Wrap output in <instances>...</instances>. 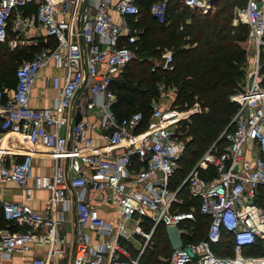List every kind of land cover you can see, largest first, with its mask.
I'll return each instance as SVG.
<instances>
[{"label": "built area", "instance_id": "obj_1", "mask_svg": "<svg viewBox=\"0 0 264 264\" xmlns=\"http://www.w3.org/2000/svg\"><path fill=\"white\" fill-rule=\"evenodd\" d=\"M84 1L0 0V45L6 42L8 30L18 36L36 22L45 36L55 41L52 48H43L20 63L12 90H0V132L22 134L30 146L43 150L53 161L48 174L33 175L36 150L22 154L20 161L6 163L0 149V183L12 184L23 195L20 202H0L2 218L18 228L0 230V261L13 254L24 259L31 246L39 243L47 246L46 254L29 264H60L66 256L67 240L59 232V217L53 213L57 206L72 204L74 243L68 264H143L141 256L156 226L175 225L187 238L186 223L196 222L194 209L179 210L182 187L190 198L198 200L197 213L209 221L202 239L182 241L163 264H254L263 259L264 210L257 199L258 190L264 188V77L260 61L264 0H246L232 14V26L247 28L249 51L241 90L231 97L238 107L229 123L232 128L220 135L226 146L221 151H216L215 143L207 148L174 189L170 180L186 144L179 122L201 113L202 108L198 103L183 111L152 105L144 127L140 112L117 118L112 111L117 98L111 84L134 58L141 32L128 28L126 19L140 16L141 0ZM172 2L201 15L212 13L215 7L214 0H154L149 5L150 16L164 23ZM29 4H34L36 11L25 16L22 8ZM112 12L120 22L113 19ZM49 62L63 71L61 76L47 78L58 92L56 103L32 108L31 89L39 70ZM158 67L172 69L170 53L162 56ZM170 91L175 93L176 87ZM94 108L101 110L98 139L88 135L92 126L86 119L76 118ZM63 127L68 135L59 132ZM209 168L214 174L202 177L201 171L206 173ZM34 190L48 192L47 214L27 204ZM86 190L93 192L94 203L86 199ZM101 204L114 206V224L100 217ZM145 216L151 222L147 233L140 226ZM131 219L134 226L127 233L125 222ZM92 233L100 238L93 240ZM131 234L145 239L142 245L131 242L134 256L120 244V240L130 242ZM223 234L231 238V255H217L213 250ZM247 248L256 252L246 254Z\"/></svg>", "mask_w": 264, "mask_h": 264}, {"label": "trees", "instance_id": "obj_2", "mask_svg": "<svg viewBox=\"0 0 264 264\" xmlns=\"http://www.w3.org/2000/svg\"><path fill=\"white\" fill-rule=\"evenodd\" d=\"M146 1L151 4L154 0ZM218 1L220 0H214L215 7ZM231 19V13H226L223 8L216 10L213 14L201 15L176 2L170 3L164 23H158L151 16L150 23L147 20L142 22L147 25L134 46V58L124 67L125 69L132 65L129 68L131 72L128 78L133 81V85L115 82V80L111 84V89L117 98L112 111L117 118L129 116L130 114L124 115L125 109L133 107L141 100L140 106L143 109L145 101L157 96L154 86L158 82L165 83L166 87H176L172 107L178 111L187 110L195 103L200 105L201 113L193 114L188 120L179 122V130L186 140L180 160L188 169L214 143L217 151H221L226 146V142L220 138V135L224 129L232 128L229 123L237 106L229 102L228 97L237 89V81L242 80L244 76V68L241 67L245 58L247 28L242 24L232 26ZM162 50L172 52V69L169 71L161 70L159 67L152 71L148 60L137 61L147 51L152 54L159 53L157 57H160ZM1 61L0 90L11 88L16 84V69H12L6 62L1 64ZM260 61L264 77V51L261 52ZM141 65H143L142 70ZM146 65L147 68H145ZM150 114L151 108L147 118L142 114V127L146 126ZM213 174L212 168H209L206 173L201 171V176L204 178L211 177ZM173 175L170 180L172 189L184 179L182 173ZM174 181L176 185H172ZM183 194L189 196L185 187L179 190V196L183 199L179 210L189 211L194 208L196 227L194 226L193 232L195 234L205 225L207 227L209 220L197 213L198 200L190 198L191 200L186 202ZM259 205L264 207V199ZM152 235L154 240H152L149 256L157 250H172L163 225L156 226ZM186 240L192 239L182 236V241L186 242ZM232 247L230 236L223 234L220 243L213 250L217 255H223L229 254ZM145 256L146 249L141 256L143 264H147Z\"/></svg>", "mask_w": 264, "mask_h": 264}, {"label": "crops", "instance_id": "obj_3", "mask_svg": "<svg viewBox=\"0 0 264 264\" xmlns=\"http://www.w3.org/2000/svg\"><path fill=\"white\" fill-rule=\"evenodd\" d=\"M112 3H114L116 0H110ZM86 3H91L90 0H85ZM36 6L34 4H29L22 8L23 13L25 16H28L30 14H34ZM113 19L116 22H120V17L115 13L112 12ZM38 32L34 36L33 32ZM28 33V37L34 36L33 39L35 42L39 43V45H42L43 48H52L55 45V41L52 38H47L45 36V33L43 30H41L40 26L36 22L35 25L28 29L26 31ZM8 35L11 37H14L15 35L11 33L8 30ZM41 40H40V39ZM46 43L45 45L42 44ZM49 42V44H48ZM51 43H53L51 45ZM2 45V44H1ZM63 73L62 70H58L54 68L51 62H49L45 67L39 70V73L35 79V82L33 84V87L31 89L30 93V100L29 104L32 108H46V107H52L56 103V98L58 96V92L50 86L47 78L50 76H61ZM16 83V78H15ZM15 87V85L11 88H5L8 90H12ZM100 117H101V110L99 108H94L91 111H87L84 116L77 115V119L83 118L86 119L92 128L88 130V135L93 137L94 139L99 138V133L101 132V129L99 127L100 125ZM61 134L68 135V129L66 127H63L59 131ZM22 134L13 132L11 130H6L3 132H0V149L4 151L3 159H5L6 163L9 160L15 159L16 161H20L22 159V154H24L27 151H34L33 156V165L31 173L33 175H46L51 171L53 161L51 158L43 154V150H38V148H34L30 146L21 136ZM38 150V151H37ZM120 149H117L116 152H120ZM115 152V151H114ZM14 154V155H12ZM264 188H260L258 190V199L260 198L261 194L260 192H263ZM74 192V190H73ZM69 194H72V191L69 190ZM93 192L91 190H86L85 197L90 203H94L92 200ZM47 199H48V192L45 190H34L32 197L29 201H27V204L36 212L47 214ZM257 199V200H258ZM23 200V195L20 189L14 187L10 183H0V202L2 201H10V202H20ZM263 200V199H262ZM258 203V201H257ZM259 205V203H258ZM261 206V205H260ZM262 207V206H261ZM264 210V207H262ZM98 211L101 218H103L105 221L109 223H115L116 222V211L114 206L112 205H98ZM54 216H58L60 219L59 222V232L61 235H64L67 240V246H66V256L63 259H60L58 262L60 264H68L72 257V249H73V243H74V212L72 208V204H69L68 206H57L54 213ZM126 223V229L125 231L128 233L132 230V227L134 226V220H128ZM145 224H149L151 227V222L149 221L148 217H144L142 220V223L140 226L143 228ZM129 224L130 227H127ZM149 227V229H150ZM18 228L16 226H11L8 223L5 222V220L2 218L0 213V230H5L9 232L16 231ZM92 239H98L100 238L91 234ZM104 239V238H103ZM130 241V239H129ZM131 243V242H130ZM120 244L124 246V243L122 240H120ZM125 247V246H124ZM128 250V249H127ZM47 251V246L42 245L39 243H34L31 246V249L25 254L24 259H22V256L20 254H13L11 257H9L6 260L0 261V263L4 264H29L31 260L35 258H44ZM131 256L135 255V251L133 248V252L128 250ZM256 250L252 248H247L245 250L246 254H253ZM232 251H229V254H223V255H231Z\"/></svg>", "mask_w": 264, "mask_h": 264}, {"label": "rangeland", "instance_id": "obj_4", "mask_svg": "<svg viewBox=\"0 0 264 264\" xmlns=\"http://www.w3.org/2000/svg\"><path fill=\"white\" fill-rule=\"evenodd\" d=\"M245 1L246 0H220L216 3V7H214V11L211 14H213L216 10L223 8V9H225L226 13L230 12L232 15L234 12V8L243 7L245 4ZM149 4H150V2H148L146 0L145 1L142 0L140 16H138L136 18L126 19V26L128 28L135 29L137 32L138 31H140L141 33L144 32V29H145V26L147 25V23H142V22L144 20H147V22L150 23V20H149L150 14H149V10H148ZM145 16H147V17H145ZM222 18L223 17H221V19ZM37 33H38L37 31L36 32L34 31L33 32L34 36H37L36 35ZM34 36L28 37L27 32H23V33L19 34L18 36L15 35L14 37H11L8 35L6 42L3 43L2 45H0V60H2L1 64L6 62L9 66H11L12 69L15 70L18 68V66L20 65V63L22 61H27V60L32 59L35 54H37L39 51L42 50V48H41L42 45H39V43L35 42V40L38 39V36H37V39H33ZM40 42H42V41H40ZM42 44L45 45L46 43L42 42ZM48 44H49V42H48ZM52 44L53 43H51V45ZM245 47H246V49H245V58H246L247 52L249 51L248 50L249 47H248L247 37H246V46ZM149 52L150 51L145 52L144 55H141L137 61L138 62H140V61L146 62V60H148L151 63L150 70H152V71L156 67L158 68L159 64L161 63L162 56L164 54H167V53L171 54L172 53L170 50H162L160 57H157V56H159V53H156L157 54L156 55V54H152ZM245 58H244L243 62H245ZM131 66L122 70V72L118 76L115 77V79H114L115 82H122V83L133 85V81L128 78V75L131 72L129 70V68H131ZM243 66H244V64H243ZM140 68L142 70L143 65H141ZM145 68H147V65L145 66ZM241 68L243 69L244 67H241ZM243 78H244V76H242V80L237 81V85H238L237 89H235L234 92L228 97L229 102L233 103L235 106H237V104L235 102L231 101V97L240 92L242 84L244 82ZM164 84L165 83H163V82H158L155 84L154 88L157 91V96L151 100L145 101L143 103V105H145V107L143 109L140 106V104L142 102V100H141L139 103H137L133 107L126 108L124 111V115H129V114H132L135 112H140L141 114H143L147 118L152 105H157V106L161 107L162 110L163 109L167 110L169 108H175V107H172L173 102H174V94L175 93L170 91L171 86L166 87V86H164ZM6 90L9 91L8 89H6ZM143 100H145V99H143ZM236 112H237V110H236ZM181 136L183 137V135H181ZM216 151H217V149H216ZM181 161L182 160L178 161V165H177V168L174 172V175H175V173H176V176L178 174L182 173V175H183L182 178H185V176L188 173V170H190V169L185 168L183 162H181ZM180 171H182V172H180ZM176 176H175V179H176ZM176 184L177 183H175V181L172 183V185H176ZM260 194H261V196L257 200L259 204L262 203V199H264V191L260 192ZM183 197L185 198L186 202L191 200L189 196L187 197V194H183ZM192 209H194V208H191V210ZM193 212L195 213V210ZM202 220L204 222L206 221L204 219H202ZM195 224H196V222L186 223L187 236H188V238H190L192 240H198V239L202 238V236L205 232V228H206V225H205L204 227H202V229L195 232V234H194L193 229H194ZM144 225L145 226H143V228L141 227V229L145 233H147L150 225L145 224V223H144ZM127 227H130L129 224L127 225ZM130 236H131L130 242L135 243V245H142L144 243L145 239L142 236L137 235V234H131ZM152 240H154L153 235L150 237V242L148 241L149 245H147V247H146L145 261L147 262V264H163L166 261V259L168 258V256L170 255L171 250L170 249L157 250L156 252H153V254L151 256H149V254H151L150 251H151L152 242H153ZM130 242L123 241L124 246L128 250L133 252V246H132V243H130ZM156 262H158V263H156Z\"/></svg>", "mask_w": 264, "mask_h": 264}, {"label": "water", "instance_id": "obj_5", "mask_svg": "<svg viewBox=\"0 0 264 264\" xmlns=\"http://www.w3.org/2000/svg\"><path fill=\"white\" fill-rule=\"evenodd\" d=\"M165 233H166L167 239L170 243L172 250L181 247L182 236L179 233V229L177 226H175V225L166 226L165 227Z\"/></svg>", "mask_w": 264, "mask_h": 264}, {"label": "bare ground", "instance_id": "obj_6", "mask_svg": "<svg viewBox=\"0 0 264 264\" xmlns=\"http://www.w3.org/2000/svg\"><path fill=\"white\" fill-rule=\"evenodd\" d=\"M243 17V16H242ZM254 264H264V258L263 259H261L260 261H258V262H255Z\"/></svg>", "mask_w": 264, "mask_h": 264}]
</instances>
